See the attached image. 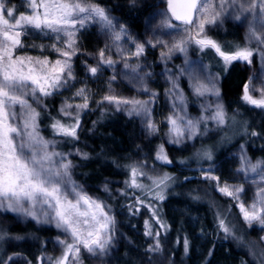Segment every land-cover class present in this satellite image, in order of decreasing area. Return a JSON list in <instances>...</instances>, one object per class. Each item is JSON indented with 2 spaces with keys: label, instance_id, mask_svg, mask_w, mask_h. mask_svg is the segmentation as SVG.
<instances>
[{
  "label": "trees",
  "instance_id": "16d2710c",
  "mask_svg": "<svg viewBox=\"0 0 264 264\" xmlns=\"http://www.w3.org/2000/svg\"><path fill=\"white\" fill-rule=\"evenodd\" d=\"M92 1L111 14L117 11L125 26L139 31H142L145 12L154 5L153 0L138 7L128 5V0ZM6 5L17 9V15L29 13L26 0H12ZM242 24L237 19L227 20L208 40L222 51L228 48L252 51L251 62L237 60L226 65L215 49L194 44V55L219 77L224 113L220 128L200 141L184 146L164 141L160 144L144 135L139 118L102 107L77 113L78 139H72L54 134L51 127L57 120L65 126L76 122V113L69 117L62 112L63 94L60 91L43 98L41 106L33 104L40 113L38 134L55 145L50 151L64 153L67 160L69 157L73 181L82 184L109 206L118 234L124 238L115 253L88 256L84 264H256V260L264 256L261 241L264 226L241 222L236 206L217 192L212 181L188 171L195 165L218 164L219 173L225 174L227 156L240 145L245 147L252 161L264 162V106L258 107L244 99L245 87L249 88L259 67L258 54L256 47L246 40ZM76 79L82 80L79 74ZM87 82L89 80H83L79 85ZM247 94L255 100L249 91ZM161 149L172 163L165 164L156 158ZM205 149L211 151V160L196 156L195 153ZM133 167L139 169L135 183L143 185L144 189V180L149 176L161 172L163 176L174 177L163 191L164 199L153 198L155 195L143 197L141 188L131 186ZM220 217L225 218L231 229V235L227 237L217 228ZM158 220L167 227L161 228ZM148 226L152 228V234H148ZM6 229L26 240L23 245L14 249L9 246L6 250L22 254L30 264H41L53 255L56 237L69 242V237L55 225H37L32 219L26 227L17 225L12 228L14 231L9 227ZM156 232L160 235L156 236ZM26 236H36L35 244ZM185 238L190 243L188 255L184 250ZM157 242L159 247L155 248Z\"/></svg>",
  "mask_w": 264,
  "mask_h": 264
},
{
  "label": "snow or ice",
  "instance_id": "6c2138e0",
  "mask_svg": "<svg viewBox=\"0 0 264 264\" xmlns=\"http://www.w3.org/2000/svg\"><path fill=\"white\" fill-rule=\"evenodd\" d=\"M227 2L234 6L237 4V0H227ZM27 4L31 14L19 13L17 15V9L8 7L5 2H0V209L30 217L37 223L54 222L56 228L71 238V242L59 241L64 246L65 253L62 259L57 261V264H63L68 253H79L78 245H82L89 253H106L112 244L115 222L104 211L105 205L88 196L83 188L71 179L72 163L67 160L65 154L49 151L50 148L54 149L55 145L50 144L38 134L37 121L40 113L33 107V104L41 106L43 98L52 96L61 88L67 87L68 81L72 78L69 51H63L55 45L52 46L53 51L68 59L64 60L63 64L60 59H57L52 66L54 74L51 76L47 73V59L34 62L30 57L17 56L13 58V51L22 47L19 37L21 32L28 28H34L46 35L55 34L58 41L67 38L70 48L75 46L76 31L86 27L89 23L99 24L102 28L111 31L116 40L121 38L120 33L125 32L126 29H120L117 32L110 13L104 8L93 5L89 0H27ZM224 4L225 0H221L220 7L223 8ZM209 5L210 0H167V11L161 13L165 17L163 26L168 29L178 28L179 25L171 22L175 20L184 26L183 30L186 35L193 28L203 32L205 25L215 24L216 17L219 15L212 10V19L199 22L201 16L206 15L210 10ZM256 6L254 4L251 9H246L243 4H240L239 14L234 18L239 20L248 11H252L255 18ZM258 6L261 9V19L264 20V0H259ZM38 8H42L43 11L38 12ZM250 38L260 39L255 36L253 26H250ZM260 42L264 43V41ZM188 43V40L181 39L175 45V50L186 51L185 46ZM194 43L202 48L215 49L226 65L237 60L250 62V57L253 55L252 51L247 49L228 48L222 51L211 40L196 39ZM142 51L141 46L137 49L136 55L139 56ZM100 55L104 56L103 50ZM34 63L39 65V71L32 66ZM107 63L108 66H112L113 62L107 61ZM125 67L128 65L125 64ZM57 68L59 72H56ZM89 71L94 75L98 68L94 67ZM175 88L176 84L173 82V89ZM84 91L82 89L77 95H81ZM208 93L219 95L214 80H208L207 83L195 86V95L203 96ZM247 93L246 86L244 99L258 107L264 106V99L254 100ZM150 95L155 94L150 93ZM105 99L109 103H116L117 106L121 103L131 104L134 110H143L145 113L148 110L147 105L150 103V101H119L115 97H105ZM184 104L183 95L177 93L174 107H179L183 112ZM76 107L78 109L87 108L88 105L85 103ZM64 114L69 117L72 115L67 108L64 109ZM206 119L214 120L217 125L223 124L222 107L217 105L215 113L211 117H200L197 120L188 117L186 112L176 118L170 117L169 135L172 139L169 142L181 144L185 139L196 137L199 134V125ZM51 127L54 134L78 139L76 135V129L79 127L78 114L74 124L65 126L57 120ZM148 128L150 132L155 131L153 124H149ZM252 134L256 135V133ZM241 150L242 167L239 171L246 175L249 172L257 173L262 167V162L251 164L246 155H243V146H241ZM162 151L161 149L157 153L156 158L165 164L172 163L162 154ZM197 156L208 160L212 159L211 151L207 149L197 153ZM84 158H87L86 155ZM131 172L133 177L131 186L143 189V185L135 183L139 169L133 167ZM204 179L218 180V178L208 175H205ZM173 180L174 177L167 174L154 180L153 183L160 186V191L155 193L154 198L164 199L163 191L170 186ZM219 191L223 195L237 198L236 194L242 189L228 191V187L225 186L219 188ZM257 196L258 200L253 203L250 211L245 210L244 205H240L244 220L249 226L253 222L264 226V187L258 189ZM257 204L261 205L259 210H257ZM157 223H160L159 220ZM160 227L166 228L167 226L160 223ZM217 228L223 231L225 237L231 235V229L225 223L224 217L219 218ZM148 234H152L151 231ZM155 235L159 236L160 233L156 232ZM5 237L6 233L0 231V240H4ZM158 247L157 242L155 248ZM184 250L185 255H188L190 243L187 238L184 239ZM11 259L9 258V260ZM0 264H5V262L0 261Z\"/></svg>",
  "mask_w": 264,
  "mask_h": 264
},
{
  "label": "rangeland",
  "instance_id": "374dc122",
  "mask_svg": "<svg viewBox=\"0 0 264 264\" xmlns=\"http://www.w3.org/2000/svg\"><path fill=\"white\" fill-rule=\"evenodd\" d=\"M11 1L12 0H0V2H5L6 4ZM147 1L148 0H128V5L138 7L147 4ZM153 1L152 3H154V5L150 8L148 7L145 12L146 17L143 20L144 23L141 27L142 31L134 27L125 26L124 19L117 11L111 14V12L105 9L110 13L113 24L116 25L115 30L117 32H119L120 29H126L125 32L120 33L121 38L119 40L114 38L111 31L102 28L99 24L89 23L86 27L76 31L75 46L70 48L67 38L58 41L55 38V34L46 35L44 32H40L34 28H28L21 32L19 38L22 47L14 49L13 58L17 56L21 58L30 57L34 62L36 60L43 61L47 59V73L51 76L54 74L52 66L55 64V61L60 59L63 64V61L68 59L61 56L58 52L53 51L52 46L55 45L63 51H69L71 56L69 62L72 66V78L68 81L67 87L59 90L63 94V113L65 108H67L68 112L71 114H81L82 112L94 111L99 107L122 112L127 116L139 118L143 133L147 138L155 140L160 144H162L163 141L170 143L169 141L172 139L169 135V128L171 126L169 124L170 117L176 118L186 112L188 117L197 120L200 117H211L215 113L217 105H220L223 109V102L219 90V77L216 72L210 70L202 60L194 55V41L196 39L208 40V37L215 33L218 28H221L227 20L235 19L234 16L239 14L238 9L240 4H243L246 9H251L252 5L255 4L257 5L254 10L255 18L253 12L248 11L245 12L239 20L243 23L246 40L256 47L258 54L259 67L251 79L248 91L251 96H255V100L264 99V43L260 42L264 41V20H262L260 16L261 9L258 6L259 0H237L235 6L225 0L223 8L220 7L221 0H210V10L206 15L201 16L199 22L205 19H212V10L219 13L216 17L217 22L215 24L205 25L203 32H199L193 28L187 35L183 30L184 26L180 25V23L175 20L171 22L179 25L178 28L168 29L164 27L163 21L165 17L161 15V13L167 11V0ZM89 2L95 6H99L92 0H89ZM28 10V14H31V10L29 8ZM37 11L42 12L43 9L38 8ZM168 15L170 16L171 14L169 13ZM250 26H253L255 36L259 37V40L250 38ZM181 39L189 41L185 46L186 51L183 52L175 50V45L179 43ZM28 42H30V44H27ZM141 46L143 51L137 56V49ZM102 50L104 52L103 57L100 55ZM107 61H112V66H108ZM125 64H127L128 67H125ZM32 66L39 71V65L34 63ZM94 67L98 68V71L93 75L89 70ZM56 72H59L58 68ZM78 74L82 80L76 79ZM85 75L88 76L87 79H85ZM83 80H89V82H87L86 85H79L82 84ZM208 80H214L216 82V90L219 95L217 96L211 93L203 96L195 95V86L200 83H207ZM41 82L43 83L44 81ZM173 82L176 84L175 89H173ZM82 89L85 91L81 95H77ZM49 90L51 91L50 88ZM150 93L155 95H150ZM177 93L182 94L185 100L183 112L179 107H174V99ZM105 97H115L119 101H150V103H148V110L145 113L143 110H134L131 104L125 105L121 103L117 106L116 103H109ZM85 103L88 105L87 108L78 109L76 107L77 105H84ZM69 105L71 107H68ZM149 124L155 126L154 132L149 131ZM221 125H217L212 119H206L205 122L199 125V134L196 137L185 139L183 143L173 145L184 146L200 141V139L206 138L212 133L214 134ZM241 146L243 145H240L227 156L228 169L225 174L222 172L221 174L219 173L218 169H220V167L218 164L195 165L188 169V171L197 173L201 179H204L205 175L218 178V180H209L214 183L220 195L229 199L236 206L240 221L249 225L244 220L240 205H244L245 210L250 211L253 203L258 200V189L264 187V162H262V167L257 173L249 172L246 175L244 172L239 171L242 167ZM195 154L197 156V153ZM243 155H246L251 164L260 162L252 161L244 146ZM162 177L163 174L159 172V175L149 176L145 179L146 190L144 188L140 189L142 190L140 194L143 197H153L155 193L160 191V186L154 184L153 181ZM76 184L80 185L88 196L98 200L89 193L82 184ZM118 184L120 183H116V185ZM225 186L228 187V191H233L237 188L242 189V191L236 194L237 198L226 196L219 191V188ZM98 201L106 206L104 211L107 212L115 222L112 244L106 252L112 254L117 250L121 238H124L123 235L121 236L118 234L116 220L109 206L103 201ZM260 207L261 205L257 204V210H259ZM30 220V217L0 209V231L6 233L5 239L0 240V261H4L5 264H30L22 254L6 250L9 246H14V249L19 245H23L26 241L23 240L22 236L21 238L17 234H11L6 228L9 227L10 231H14L12 228L17 225L26 227V224L30 222ZM5 222H7L8 225ZM4 224L7 225V227H5ZM35 224L55 225L54 222H35ZM254 224H258V222H253L252 225ZM147 231L148 233L149 231L152 233V228L148 226ZM25 238L30 239L28 241L35 244L36 236H26ZM69 238L68 241L71 242V238ZM54 240L55 250L53 251V255H49L41 264H57V261H60L64 256L65 248L59 243L60 240L58 237ZM261 241L264 244V233L262 234ZM78 246L80 247L79 253H68L67 259L63 260V264H84V259L88 256L103 255L89 253L82 245ZM9 258L12 259L9 260ZM256 264H264V256L256 260Z\"/></svg>",
  "mask_w": 264,
  "mask_h": 264
},
{
  "label": "water",
  "instance_id": "95a60500",
  "mask_svg": "<svg viewBox=\"0 0 264 264\" xmlns=\"http://www.w3.org/2000/svg\"><path fill=\"white\" fill-rule=\"evenodd\" d=\"M194 19H195V17H194ZM178 22V21H177ZM180 23V22H179Z\"/></svg>",
  "mask_w": 264,
  "mask_h": 264
}]
</instances>
